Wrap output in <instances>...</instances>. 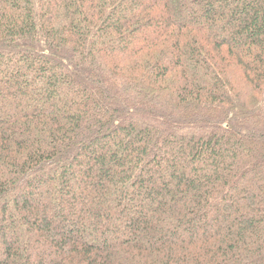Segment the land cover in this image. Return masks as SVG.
<instances>
[{"label":"trees","instance_id":"16d2710c","mask_svg":"<svg viewBox=\"0 0 264 264\" xmlns=\"http://www.w3.org/2000/svg\"><path fill=\"white\" fill-rule=\"evenodd\" d=\"M0 264H264V0H0Z\"/></svg>","mask_w":264,"mask_h":264}]
</instances>
